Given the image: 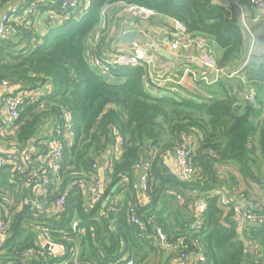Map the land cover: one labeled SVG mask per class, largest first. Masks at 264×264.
<instances>
[{
  "label": "trees",
  "instance_id": "16d2710c",
  "mask_svg": "<svg viewBox=\"0 0 264 264\" xmlns=\"http://www.w3.org/2000/svg\"><path fill=\"white\" fill-rule=\"evenodd\" d=\"M8 1L0 0V12ZM35 1L28 0L27 6ZM64 1L35 4L38 13H53L62 20L51 25L43 38L34 27L19 26L18 37L0 43L2 102L51 86L50 92L38 98L25 96L15 134L3 140L10 151L31 155V161L27 171L14 178L13 166L0 165V217L8 222L5 210L9 203L22 205L25 197L41 200L33 191L34 180L43 176L41 166H47L42 162L46 142L59 138L64 151L58 178L41 195L45 198L42 210L33 213L22 205L18 217L28 212L40 229L47 230V241L66 252L61 257L51 255L38 244V233L24 229L15 217L8 222V234H15L0 248V255L4 253L1 264H124L127 259L135 264H162L166 249L180 255L176 248L180 241L188 252L200 251L205 264H264V225L246 223L241 233L236 206L232 202L224 206L220 197L211 194L226 181L241 185L244 204L257 219L264 218V65L251 62L245 70V84L220 78L208 87L216 86L208 98L183 97L169 90L155 96L146 87L147 67L117 69L109 79L91 68L86 53L88 40L107 25L109 7L137 6L153 12L150 18L183 24L188 34L209 46L219 69H233L242 63L245 49L236 9L217 0H88V8L76 19L74 11L63 12ZM77 1L80 5L87 0ZM106 25L92 52L97 56L109 50L103 40ZM249 87L258 93L256 107L243 96ZM68 114L70 129L65 125ZM47 124L54 131L41 136ZM70 133L73 143L63 137ZM116 134L122 139V153L119 157L109 154V180L103 184L101 202L91 206L81 186L100 181L94 167L103 162ZM185 137L197 142L191 152L197 174L191 182H183L168 160L185 145ZM140 162L150 165L142 202L138 201L139 183L134 180L135 165ZM219 164H235L238 178L226 171L225 180L220 179L224 174L218 172ZM33 166L35 173L29 169ZM253 186L263 194L254 195ZM64 195V210L47 218L48 208ZM199 197L206 199L208 207L194 229L197 219L191 206ZM157 230L172 248L159 243ZM247 242L258 245L261 253L252 254Z\"/></svg>",
  "mask_w": 264,
  "mask_h": 264
},
{
  "label": "built area",
  "instance_id": "2783aa9c",
  "mask_svg": "<svg viewBox=\"0 0 264 264\" xmlns=\"http://www.w3.org/2000/svg\"><path fill=\"white\" fill-rule=\"evenodd\" d=\"M14 0H10L7 4L13 2ZM43 0H37L35 3L24 7V8H13L8 12H2L0 14V43L3 41H7L11 38H16L19 36L20 31L17 29L19 26H23L24 28L34 27L36 25V15L37 8L36 3H40ZM246 3L250 4L253 8L258 11L257 19H261L264 17V0H239L238 7H242ZM130 16L134 18H150L154 17V13L143 8L137 6L125 7ZM87 7L85 4L78 3L77 0H66L62 3V10L64 13L67 11H74L78 13L79 16L83 15L86 11ZM62 21V20H60ZM104 26L101 27L97 31V33L92 37L95 47H97L102 38V31ZM167 38V43L170 51L173 54H177L179 51H187L193 47L198 48L201 53L200 63L202 65L210 68L212 71L216 73V76H212L211 78L206 76H202L201 80L207 86H212L216 84L220 78L227 77L231 80H240L245 84V70L252 62L251 54H247L242 61V63L233 69H219L217 67V62L215 59V55L209 46L202 40L194 37L193 35L188 34L185 26L179 22H174V26L169 30ZM88 61L91 65V68L96 71L99 75L111 79L112 72L121 68H137L140 66H145L148 69V77L146 82V87L148 90L152 91L157 88H165L171 84L168 88L171 92H176V87L172 88V85H176V82L173 79L158 77L152 73L153 68L156 63L155 54L151 53L147 46L141 45L138 43H133L128 50H108L104 51L100 56L96 54L87 53ZM188 72V70H187ZM5 89H9L5 87ZM51 91V86L47 85L43 89L36 90L31 93H20L15 96L7 97L2 106H0V138L5 136H12L15 134L16 126L15 123L19 118L20 110L24 105L25 96L30 95L32 98H38L42 95H45L47 92ZM257 91L254 88H247L244 92L245 98L248 103L252 106H258L257 102ZM263 118H264V110H263ZM65 125H71V120L69 114L65 116ZM60 130V129H58ZM117 135L116 143L113 147V153L116 157H119L122 153V139ZM65 140L71 143L69 139V134L63 136ZM1 141V139H0ZM1 144V143H0ZM13 145V144H12ZM48 150L46 151V155L43 159L46 161L45 167L40 168L42 177L36 178L34 180L35 188H38L42 194H46V191L49 186L53 183V181L58 177V172L60 168V162L62 159L64 145L63 141L59 138H53L48 143H46ZM195 148H191L187 145L178 148L173 156L178 169L179 177L183 182H191L195 179L197 170L192 166L191 163V152ZM4 154V155H2ZM31 161V155L24 154L18 155L15 151L3 152V149L0 145V165L13 166V171L11 177L14 178L17 173H21L23 171H27L29 167L28 164ZM111 164V163H110ZM95 169L98 167L95 166ZM150 165L148 163H137L135 165V172L139 178V187L141 193L145 195L148 190V171ZM31 169V173L36 172V167L29 168ZM38 169V168H37ZM52 175V178H51ZM129 179L124 178L123 182L128 183ZM103 185L97 179H94L92 183L88 185H82L81 189L85 190L88 204L93 206L97 205L101 202V194L103 192ZM215 196H220V201L222 205H228L229 201L224 197H221V191H216ZM22 205L24 207H30L34 211H41L43 207V201L38 200V198L31 199L30 197H25L22 201ZM66 206V195L59 198L52 206V212L57 213L64 210ZM208 207V203L205 198L199 197L196 199L194 205V212L196 216V224L200 225L202 223L203 215ZM237 214L245 221V223L255 226L258 222L264 225V218L257 219L255 215L252 214L251 208L244 205L237 209ZM135 224H137L141 230H143V225L140 223L138 219L133 218ZM77 223L73 224V230L76 231ZM9 231V223L3 220L0 217V247H2L4 238L8 235ZM42 236L47 244H51L47 241V230L41 229ZM156 237L158 238L159 243L163 245L165 248H172L167 244V240L165 235L160 231H156ZM176 248H180L181 252L179 253L180 259L187 264H205L204 255L197 250H191L188 252V246L180 241ZM31 255L33 252L30 253ZM8 264H16L10 262ZM124 264H135L133 260L127 259Z\"/></svg>",
  "mask_w": 264,
  "mask_h": 264
},
{
  "label": "crops",
  "instance_id": "0c3cea01",
  "mask_svg": "<svg viewBox=\"0 0 264 264\" xmlns=\"http://www.w3.org/2000/svg\"><path fill=\"white\" fill-rule=\"evenodd\" d=\"M218 3L229 5L231 7H234L237 11V18L241 25V28L244 32L245 36V49H244V56L247 54H251L252 63H259L264 65V17L261 19H257L258 17V11L253 8L250 4L246 3L242 7H238L239 0H217ZM29 4L28 0H14L13 2L9 4H5L3 6V10H1L0 14L2 12H8L13 8H24ZM85 6L88 8L89 1H85ZM106 12V11H105ZM38 13V12H37ZM107 14L109 15L108 22L107 23V32L113 33L116 32V37L111 39V44L109 45L106 43L105 47H109V50H128L129 47L132 45H119V41L122 38L123 34L127 32L128 28L132 30L138 31V40L136 43L142 44L140 41L141 38H145L150 41L151 48L154 47L157 51L151 50L148 46V49L151 53L155 54V66L153 68L152 73L158 77L164 78H171L174 82H176V85H172L173 87H176L177 93L183 97L193 98V97H199V98H208L210 97V91L215 90L216 86L208 88L209 86L205 85V83L201 80L202 76H208L212 77L213 75L207 73L204 71L199 65H200V57L202 51H200L198 48L193 47L190 50L187 51H179L177 54H173L168 46L167 38L169 30L174 26L175 21L166 20L162 18H146V19H138L134 18L129 15L127 12V9L122 5H117L115 7H109L107 9ZM75 18H80L78 13H75ZM36 25L34 26V29L36 32H38L39 36L43 38L48 31L50 30V26H54L60 24V20H58L53 13H38L36 17ZM105 25H103L105 27ZM89 43L91 44L89 46ZM88 49L86 53H92L96 47L94 45L92 37L88 40L87 43ZM172 55L175 57H178L177 61L170 60L168 58H165L162 54ZM244 60V59H243ZM188 70V72H187ZM237 83V81H235ZM171 86L168 85L165 88H157L153 90V95H162L164 94L168 88ZM150 91V90H149ZM242 95V94H241ZM263 101H264V92H263ZM2 101L0 99V106H2ZM1 123V121H0ZM58 129V128H57ZM53 128L51 125L47 124L43 130L40 132L41 136H45L46 134H51L53 132ZM1 132V128H0ZM6 138L8 136H5ZM2 137L0 138V145L3 149V152L10 151V146L4 142L6 141V138ZM5 138V139H4ZM185 145L195 148L196 141L192 139V137H185ZM9 139V138H8ZM53 139V138H52ZM69 139L71 143H73V135L70 133ZM4 140V141H3ZM50 141V140H49ZM47 141L46 143H48ZM116 143V142H115ZM12 146V145H11ZM113 148L111 149L110 155H113ZM169 166L172 171L175 173H178V169L174 160V156L169 157ZM45 159H42V162H45ZM111 164H108L107 160L103 161L100 165H97V172L100 178V182L103 185L105 181L109 180V175L111 173ZM218 172H222L224 175L220 178L222 180H225V173L226 171L232 172V175L236 178H238V171L237 166L235 164H219L217 165ZM58 178V177H57ZM135 181L139 183L138 175L134 178ZM54 181H57L55 179ZM254 187V195H262L263 192L257 187ZM83 194L85 195V200L88 203L87 196L84 189H81ZM37 197H39L42 201L45 200L42 192L35 188L33 190ZM216 191H221V197H224L229 202H232L236 208H240L244 206V200L241 197V192L243 191V188L241 185H232L229 181L223 182L221 185H219L218 189H216L211 194L215 195ZM43 197V198H42ZM220 197V196H219ZM144 200V195L141 193V190L138 192V201L142 202ZM9 210H5L6 215L9 223H12V219L15 217L18 218V222L21 221L22 226L24 229H32L35 230L38 233V241L39 245H41L44 249L50 251L51 255L55 257H61L65 254V249L61 246H55L47 244L42 236V231L39 228L40 224L30 218V214L28 212L22 214L20 217H18L21 214L22 205L19 203L17 204H11L9 203ZM34 213L36 211L32 210ZM191 211L193 214L194 207L191 206ZM238 215V214H237ZM54 216V213L52 212V208H48L46 211V217L51 218ZM240 226L239 231L242 233L244 227L246 226L245 221L238 215ZM195 226V225H194ZM199 227V225H198ZM197 227V228H198ZM196 229V228H194ZM15 234V232H13ZM10 236L9 234L4 238L2 247L5 245L4 241H6L9 238L13 237V234ZM244 239V237H243ZM247 247L249 251L252 254L261 253V250L258 245L255 243L247 242ZM167 251L164 253V255L161 258L162 264H187L184 263L180 259V256L178 255V252L173 249H166ZM175 251V252H174ZM78 255V249L75 251L74 256ZM4 256V253H1L0 255V264L2 263V257Z\"/></svg>",
  "mask_w": 264,
  "mask_h": 264
},
{
  "label": "water",
  "instance_id": "95a60500",
  "mask_svg": "<svg viewBox=\"0 0 264 264\" xmlns=\"http://www.w3.org/2000/svg\"><path fill=\"white\" fill-rule=\"evenodd\" d=\"M220 4V3H219ZM227 7H230L229 5H226ZM138 31L136 30H132L130 28H128L127 32H125L122 36V38L120 39L119 41V45H131L133 43H135L137 40H138ZM140 41L142 42L143 45L145 46H148L151 50L153 51H157L154 47L151 48V45H150V41L145 39V38H141ZM158 52V51H157ZM159 53V52H158ZM165 58H168L170 60H173V61H177L178 60V57H175V56H170V55H167V54H162ZM204 71H206L207 73L213 75V76H216V73L214 71H212L210 68L202 65V63H200L199 65ZM115 145V142L113 140H110L109 142V147L107 149V153L104 155L103 157V161H106L108 159V156L111 152V149L114 147ZM107 203L104 204V206L106 205ZM198 227V224H195L194 228H197ZM14 234V233H13ZM2 248V247H0Z\"/></svg>",
  "mask_w": 264,
  "mask_h": 264
},
{
  "label": "rangeland",
  "instance_id": "374dc122",
  "mask_svg": "<svg viewBox=\"0 0 264 264\" xmlns=\"http://www.w3.org/2000/svg\"><path fill=\"white\" fill-rule=\"evenodd\" d=\"M103 35H104V42L105 43H108L109 45L111 44V39H114L115 37H116V32L114 31L113 33H108L107 31L105 32V33H103ZM113 35H114V38H113ZM91 44L89 43V46H90ZM88 46V47H89Z\"/></svg>",
  "mask_w": 264,
  "mask_h": 264
}]
</instances>
